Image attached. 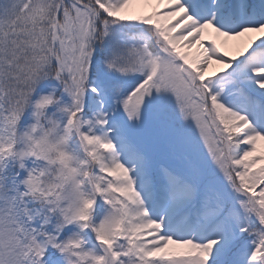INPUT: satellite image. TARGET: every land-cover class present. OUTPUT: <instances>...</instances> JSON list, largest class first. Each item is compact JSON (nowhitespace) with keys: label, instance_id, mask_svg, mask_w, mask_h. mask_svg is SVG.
I'll list each match as a JSON object with an SVG mask.
<instances>
[{"label":"snow or ice","instance_id":"1","mask_svg":"<svg viewBox=\"0 0 264 264\" xmlns=\"http://www.w3.org/2000/svg\"><path fill=\"white\" fill-rule=\"evenodd\" d=\"M0 264H264V0H0Z\"/></svg>","mask_w":264,"mask_h":264}]
</instances>
